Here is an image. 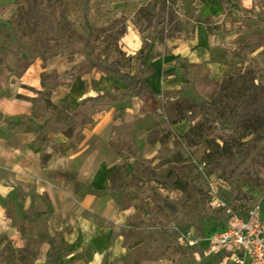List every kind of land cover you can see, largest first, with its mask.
<instances>
[{
    "label": "rangeland",
    "instance_id": "1",
    "mask_svg": "<svg viewBox=\"0 0 264 264\" xmlns=\"http://www.w3.org/2000/svg\"><path fill=\"white\" fill-rule=\"evenodd\" d=\"M198 23L206 29L200 36L209 57L199 63L179 59L170 72L186 76L188 83L160 99H152L143 85L140 96L151 99L155 110L144 122L155 128L150 148L136 155L130 145L117 143L121 159L112 185L95 190L112 194L123 207L132 201L137 209L118 231L127 251L117 255L107 249L103 264H217L222 254L205 251L206 235L223 230L230 211L256 207L264 220V0H0V95L29 60L44 62L48 69L42 73L52 81L58 68L108 75L93 66L97 59L130 74L129 86L108 75L115 81L104 97L87 101L68 121L50 117L70 112L46 104L48 89L17 82V97L35 98L44 107L31 119L39 131L34 150L51 142L48 126L68 128L73 120L68 143L73 144L100 104L126 106L151 72L152 45L167 49L170 42L191 40ZM138 34L142 43L134 50L130 45ZM140 50H145L141 56ZM25 122L22 115L12 119L0 112L1 139L10 142L9 126ZM68 179L78 181L73 174ZM78 188V195L93 190ZM0 209L10 221L8 231L0 228V264H31L43 253L44 264H65L64 254L70 245L74 249L65 237L71 227L61 229L66 216L52 211L32 179L23 177L0 193ZM192 228L203 241L182 244L179 235Z\"/></svg>",
    "mask_w": 264,
    "mask_h": 264
},
{
    "label": "crops",
    "instance_id": "2",
    "mask_svg": "<svg viewBox=\"0 0 264 264\" xmlns=\"http://www.w3.org/2000/svg\"><path fill=\"white\" fill-rule=\"evenodd\" d=\"M205 32L204 24L198 23L196 36L191 40L170 42L167 49L152 45L147 53V64L151 69L147 79L152 89V99H160L188 83L186 76L170 72L179 59L199 63L209 57V51L202 46ZM128 35L132 37L134 32L127 29L126 36ZM142 37L138 34L137 39H132L133 45L130 47L138 50ZM209 39L210 36L207 40ZM33 65L38 66L35 79L34 73L27 67L19 78L4 85L0 95V112L12 119L21 115L27 118L22 127L15 123L9 126L10 142L0 136V193L7 194L11 186L23 177L32 179L38 193L45 194L50 201L52 211L56 215L66 216L67 220L60 225L61 229L71 227L65 237L74 245V249L63 257L65 264H103L107 249L117 255H123L127 251L128 246L118 231L123 227L127 215L137 209L132 201L123 207L112 194L96 193L95 190L109 189L112 185L111 174L121 159L116 152L117 143L130 145L136 155L147 152L155 128L144 122L155 110L150 106L151 99L135 95L122 109L113 104L95 113L93 120L80 128L79 140L73 144H68L70 139L66 129L48 126L47 135L51 142L47 141L41 149L34 150L31 146L39 131L31 121L33 101L17 97L20 92L17 82L29 83L37 89L43 88L41 73L48 68H44V62L38 60L33 61L31 66ZM58 70L60 73L67 71L60 68ZM111 80L108 75L92 69L75 78L60 80L55 90L50 91L51 100L54 103L65 102L75 109L85 97L104 94L115 81ZM62 144H66L65 150H61ZM44 154H48L45 159ZM72 174L78 180L76 183L68 179ZM78 184H84L93 190L78 195ZM88 213L100 217L102 222ZM9 222L0 209V228L8 231ZM41 255V258L31 264H44L46 257L44 253ZM218 260L217 264H225L222 258L219 257Z\"/></svg>",
    "mask_w": 264,
    "mask_h": 264
},
{
    "label": "built area",
    "instance_id": "3",
    "mask_svg": "<svg viewBox=\"0 0 264 264\" xmlns=\"http://www.w3.org/2000/svg\"><path fill=\"white\" fill-rule=\"evenodd\" d=\"M213 195V191H210ZM227 226L218 233L211 231L207 236L209 249L222 254L225 264H264V220L256 207L246 212L230 211ZM182 244H196L204 236L189 229L179 235Z\"/></svg>",
    "mask_w": 264,
    "mask_h": 264
},
{
    "label": "trees",
    "instance_id": "4",
    "mask_svg": "<svg viewBox=\"0 0 264 264\" xmlns=\"http://www.w3.org/2000/svg\"><path fill=\"white\" fill-rule=\"evenodd\" d=\"M141 51V55L144 54L145 50H140ZM33 62V60H29L27 65H26V69L27 67ZM93 66H99L100 68H102L108 75L110 76H115V77H119L123 82H125L128 86L130 85L129 82H127V78L130 77V74L127 72H124L120 69H118L115 66H112L111 64H109L108 62L104 61L103 59H97L94 63ZM26 71V70H25ZM88 72V70H83V71H79L76 70L75 68L72 70H69V72H65V73H60L57 74L55 81H52L51 79H49L47 76H45L43 73L41 74V82H42V86L46 89H48L49 91H53L55 90V88L59 85V81L62 79H66L69 80L70 78H75L77 76L83 75L84 73ZM143 85L145 87H147L149 92H152V89L150 87L149 81L147 78H142V80L139 83V86H136V89L134 92V94L136 95H140L141 93V89L143 87ZM40 92V91H39ZM41 93V92H40ZM104 95L99 94V96H87L85 97L82 102L80 103V105L78 107H76L75 109L70 108L65 102H60V103H54L50 97L45 98V102L46 104H48V106L52 107L53 109H56L58 107H62L65 110H68L70 112V114H62V113H56V114H52L50 117H55L58 120H63V121H68L70 119V117H75L77 115H80L82 113V108L84 106V104L89 101V100H95V99H99V98H103ZM110 105L107 103H103L100 104L98 106V108L93 111L91 113V115L85 119V121L83 122V124L85 125V123H89L93 120V117L95 115V113H97L99 110L108 108ZM44 107L42 106L41 108H39V106L37 105L36 99H33V116L36 115V113L40 110H43ZM73 120H70L69 124H68V128H65L63 126L64 129H66V134L68 135V139H70L69 141H71V137L73 135ZM71 127V129H69ZM78 135L81 134V129H78L77 132ZM66 144H62L61 145V150H65ZM70 251H68L67 253H65L64 255L69 254L70 252H72L73 248L72 245ZM52 248H48L46 251V255H48L49 257L52 256Z\"/></svg>",
    "mask_w": 264,
    "mask_h": 264
},
{
    "label": "bare ground",
    "instance_id": "5",
    "mask_svg": "<svg viewBox=\"0 0 264 264\" xmlns=\"http://www.w3.org/2000/svg\"><path fill=\"white\" fill-rule=\"evenodd\" d=\"M38 66L37 65H33V66H31V64L28 66V68H30V70H31V72H33L34 73V79H35V77H36V75H37V68Z\"/></svg>",
    "mask_w": 264,
    "mask_h": 264
}]
</instances>
